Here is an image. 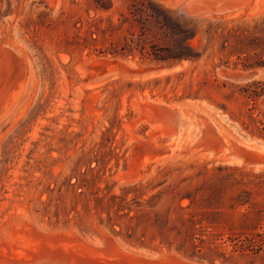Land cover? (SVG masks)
I'll use <instances>...</instances> for the list:
<instances>
[{"label":"rangeland","instance_id":"1","mask_svg":"<svg viewBox=\"0 0 264 264\" xmlns=\"http://www.w3.org/2000/svg\"><path fill=\"white\" fill-rule=\"evenodd\" d=\"M104 1L0 0V264H264V0H154L197 32L170 62L123 56L141 0ZM158 100L205 123L178 156Z\"/></svg>","mask_w":264,"mask_h":264},{"label":"trees","instance_id":"2","mask_svg":"<svg viewBox=\"0 0 264 264\" xmlns=\"http://www.w3.org/2000/svg\"><path fill=\"white\" fill-rule=\"evenodd\" d=\"M100 1V3H99ZM99 7L107 8L104 0H97ZM102 2V3H101ZM122 24H129L130 37L122 48L123 56L140 55L141 59L158 62L197 60L200 54L191 43L196 38V29L191 26L192 20L186 17L174 18L171 11L165 9L154 0H141L132 3L128 8V14L122 15ZM121 24V25H122ZM139 27L137 33L133 28ZM161 27L171 39V44L160 47L152 43L151 36L155 30ZM261 64L246 66L252 68ZM256 83H252L255 85ZM264 95V90L255 93L254 97ZM247 121L243 123L244 130H250L264 136V114L250 111Z\"/></svg>","mask_w":264,"mask_h":264},{"label":"bare ground","instance_id":"3","mask_svg":"<svg viewBox=\"0 0 264 264\" xmlns=\"http://www.w3.org/2000/svg\"><path fill=\"white\" fill-rule=\"evenodd\" d=\"M182 1V0H181ZM184 2V0H183ZM223 2V1H222ZM182 3V2H181ZM218 3V1H217ZM215 5V4H214ZM183 6V5H182ZM216 6V5H215ZM238 13V12H237ZM1 49V48H0ZM3 50V49H2ZM1 50V51H2ZM5 50V49H4ZM6 51V50H5ZM7 52V51H6ZM3 53V52H2ZM5 55H8V54H5ZM4 56V55H3ZM7 58V56H5ZM11 57V56H10ZM9 57V59H11ZM4 59V57H2V60ZM8 60V59H6ZM12 60V59H11ZM5 61V59H4ZM10 61V60H9ZM20 61V60H19ZM8 62V61H7ZM13 62V60H12ZM3 63V61H2ZM17 63V62H16ZM22 63V62H21ZM19 65V63H17ZM1 65V63H0ZM4 66L6 65L3 64ZM21 65V64H20ZM7 66V65H6ZM5 66V68H6ZM1 67V66H0ZM3 67V66H2ZM1 67V68H2ZM9 67V65H8ZM10 68V67H9ZM1 70V69H0ZM1 72V71H0ZM1 74V73H0ZM142 104V103H141ZM144 106L142 107L143 110L142 112L144 111V117L146 118V121L147 123L149 122L151 124V127L153 129V133L151 135V139L147 140L146 143H150L156 147L158 146H161V143L170 138V144H169V147L167 148L169 153L168 155H165L164 158L166 157H169V156H173V155H177L178 154L180 155V153H182L183 151L185 152V150L189 149L191 145H193L196 140L198 138H200L203 134H204V126H205V123H202L200 121V119L197 117V119L195 118V112L191 111V109H189V107L187 108L186 106H181V105H177V104H171L173 106H178V107H181L184 111H185V114L186 116L184 117L185 120L181 122L180 124V128H178V132L175 133L174 131V123H170L169 125H163L162 123H160L158 121V117H159V111L157 109V107L160 105V104H165L163 101L161 100H158V101H155V102H152L151 103H148V101H144ZM145 107V109H144ZM189 111V112H188ZM195 113V114H194ZM145 120V119H144ZM195 121H198L199 124L201 126H196L194 124ZM158 136L162 137L163 139L158 142ZM143 138V137H142ZM146 140V139H145ZM137 142V140H136ZM145 143V144H146ZM144 144V143H143ZM140 147V146H139ZM148 157V156H147ZM150 157V156H149ZM146 158V157H144ZM163 158V157H162ZM151 158H147V161L151 160ZM168 159V158H167ZM161 160V159H159ZM131 163V162H130ZM138 163V161H137ZM143 163V162H141ZM146 163V162H145ZM144 163V164H145ZM143 164V165H144ZM147 164V163H146ZM145 167V166H144ZM137 172V171H136ZM131 176V174H130Z\"/></svg>","mask_w":264,"mask_h":264},{"label":"water","instance_id":"4","mask_svg":"<svg viewBox=\"0 0 264 264\" xmlns=\"http://www.w3.org/2000/svg\"><path fill=\"white\" fill-rule=\"evenodd\" d=\"M197 3H198L197 0H193L192 4H190L191 5L190 7L191 8L195 7L192 5L197 4ZM256 75H257V72L255 71H246L243 73L232 75V77L237 81H248V80L253 79ZM157 109L160 113L158 117V121L165 126L169 125L170 123H174V131L175 133H177L178 128H180L181 122L185 120L184 118L186 116L185 111L181 107L173 106L168 103L160 104L157 107ZM194 124L196 126H201L198 121H195ZM170 143H171L170 138L164 140L161 143L162 149L167 152L168 151L167 148L169 147Z\"/></svg>","mask_w":264,"mask_h":264}]
</instances>
